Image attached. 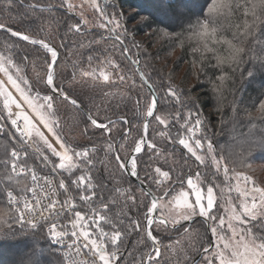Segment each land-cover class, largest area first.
<instances>
[{"label": "snow or ice", "instance_id": "1", "mask_svg": "<svg viewBox=\"0 0 264 264\" xmlns=\"http://www.w3.org/2000/svg\"><path fill=\"white\" fill-rule=\"evenodd\" d=\"M16 3L5 0L0 13L20 17L0 22V238L30 237L16 264H45V254L51 264H170L162 248L175 264H264V177L249 174L248 162L254 147L264 150V86L244 95V82L264 73V0H150L127 14L119 0L36 2L29 8L41 16L30 20ZM177 48L176 63L187 58L185 77L196 83L180 87L161 75V101L153 59ZM89 84L105 110L119 95L105 89L136 91L132 117L100 123L88 106L99 111L94 95L74 94ZM126 99L113 111L127 108ZM213 102L215 131L205 115ZM67 105L106 133L105 144L75 137ZM133 119L142 124L133 128ZM117 122L125 125L118 138ZM225 129L230 139L220 144ZM101 151L114 168L97 159ZM125 175L140 188L124 187ZM42 240L60 247L42 248Z\"/></svg>", "mask_w": 264, "mask_h": 264}, {"label": "trees", "instance_id": "2", "mask_svg": "<svg viewBox=\"0 0 264 264\" xmlns=\"http://www.w3.org/2000/svg\"><path fill=\"white\" fill-rule=\"evenodd\" d=\"M39 2L42 5L46 4H59L60 0H17L16 7L17 10L21 15L24 13H28V15L25 17V20H30L33 17H40L41 13L39 11H32L29 8V4ZM150 2V0H119L120 6L122 7L123 11L127 14L129 12L133 11H140L141 5H147ZM4 3L5 0H0V13H3L4 9ZM55 15L60 18L62 16V13L56 12ZM20 17L17 16L15 20H7L5 15L0 14V22L7 23V24H18ZM50 17L47 12V10L43 13V20H44V26L47 28L48 21ZM39 22V21H38ZM25 27L27 25H24ZM131 26V25H130ZM52 27H56L55 22H52ZM60 31H63V28L60 29ZM3 36V32H0V37ZM81 39V37L78 36H69L68 40L71 41H77ZM111 44V41L108 42ZM23 47V46H22ZM74 45L69 44V51L73 49ZM31 51V49H29ZM168 51H171L169 49ZM181 50L177 48L175 52L172 55H168L167 52H161L158 56L154 57L153 59V65L158 70L160 74L153 73L152 81L154 82V86L156 89V92L158 95H161L163 92V89L160 87L161 81V75L164 76V82L167 81L169 77L172 78V82L180 87H190L193 84L196 83L195 76L191 75L190 73L185 77L186 69H188V59L184 58L181 60L178 64L176 63L177 57L180 56ZM118 55V53H117ZM135 58V57H134ZM70 59H75V57H70ZM63 63V62H62ZM128 63V62H125ZM128 68L134 72V68L129 64ZM69 71H71V65H68ZM150 70V69H149ZM246 75V74H245ZM203 79V77L201 78ZM237 83L239 84L240 81L238 80ZM137 84L139 85V80L137 78ZM262 86H264V73H257L255 78L249 83L247 81L244 82V95L246 96H252L255 95L256 91L260 89ZM139 90V89H137ZM105 91H111L112 93H119L114 99H113V109L115 108V103L120 99V96H123L125 98L130 97V99H126L125 102L127 103L128 107L123 108L119 111H113V109H106L107 101L103 96L95 95L99 92L98 88H92L91 84H89L87 87L83 85H79L75 88L74 94L75 95H81L86 100L89 95H94V101L95 104L99 106V111L95 107L92 106V104H89V107H92V114L99 116V122L100 123H107V120L105 117H108L111 120L118 121L119 117L121 115H127L129 118L133 115V106L134 102L138 99L136 95V91L129 92L126 88H111V89H105ZM203 91L202 89H197V92H194L193 95H197L199 92ZM143 92L145 94L148 93V89L144 88ZM164 99V97L161 95V101ZM201 99L208 103L209 98L201 96ZM231 96H227L226 100L224 101L225 104L229 100H231ZM105 100V103L102 105L101 101ZM215 108V103H209L208 107L205 109V115L208 113H212V115L209 117L213 127V131L218 129L219 126V114L213 112V109ZM162 111H164V108H161ZM174 111V109H172ZM230 114V112L226 109V117ZM64 119L67 124V128H70L75 135L77 139H80L82 141L91 140L94 144H105L106 139V133H102L100 130L92 128L89 125H86L84 123L85 116L82 112H78L75 108H72L70 105L66 106V110L63 113ZM138 124H142V121L138 120H132L131 126L134 128ZM155 126L154 121L152 122L149 132H152V128ZM85 127H88V131L81 135V130ZM112 135L114 137L118 138L119 132L123 130L125 125L117 122L113 124L112 126ZM231 125H229V128ZM248 129L246 127H237V132H243L246 133ZM133 135H136V132L132 133ZM259 133H257V136ZM229 134L228 130L225 129V134L223 136L217 137V140L220 144H226L229 142ZM106 146V145H105ZM179 149H177V155H179ZM97 159L100 161H104L107 163V166L109 169L115 167L114 161L104 154L103 151L97 154ZM252 165V170L249 172V174H253L257 179L264 177V150L259 149L258 147H254V150L251 155V159L248 161ZM189 164L195 168L196 165L189 161ZM98 168L100 169V172L103 175H106L104 173V168L98 164ZM141 178L143 179L144 173H140ZM102 176L99 177V179H102ZM126 183L124 187L131 186L133 189L138 190L140 186L130 177L125 175L124 177ZM137 237L133 235L128 239L127 247L129 251H134L135 248V241ZM169 241L167 239L163 240L164 244H167ZM30 246V237L24 236L22 234H16L13 236H9L6 238H0V264H16V262L27 252L29 251ZM40 246L42 248H49L51 246L52 248H56L49 240H42L40 241ZM148 249H145L147 251ZM162 251L165 253V257H171L170 264H175V257L172 255V253L166 251L162 248ZM45 264H51V261L54 259L51 256H48L47 254L43 257ZM127 259L131 260V257H127Z\"/></svg>", "mask_w": 264, "mask_h": 264}, {"label": "water", "instance_id": "3", "mask_svg": "<svg viewBox=\"0 0 264 264\" xmlns=\"http://www.w3.org/2000/svg\"><path fill=\"white\" fill-rule=\"evenodd\" d=\"M131 178L140 186L139 181H137L136 178L134 177H131Z\"/></svg>", "mask_w": 264, "mask_h": 264}, {"label": "built area", "instance_id": "4", "mask_svg": "<svg viewBox=\"0 0 264 264\" xmlns=\"http://www.w3.org/2000/svg\"><path fill=\"white\" fill-rule=\"evenodd\" d=\"M51 242V241H50ZM56 248H59V245L54 244L53 242H51Z\"/></svg>", "mask_w": 264, "mask_h": 264}, {"label": "rangeland", "instance_id": "5", "mask_svg": "<svg viewBox=\"0 0 264 264\" xmlns=\"http://www.w3.org/2000/svg\"><path fill=\"white\" fill-rule=\"evenodd\" d=\"M74 3H80V0H73Z\"/></svg>", "mask_w": 264, "mask_h": 264}]
</instances>
